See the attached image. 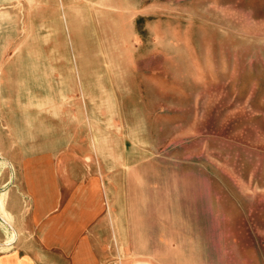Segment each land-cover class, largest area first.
Wrapping results in <instances>:
<instances>
[{
    "label": "rangeland",
    "instance_id": "obj_1",
    "mask_svg": "<svg viewBox=\"0 0 264 264\" xmlns=\"http://www.w3.org/2000/svg\"><path fill=\"white\" fill-rule=\"evenodd\" d=\"M48 148L120 172L108 264L129 223L166 224L169 263L264 264V0H0V155Z\"/></svg>",
    "mask_w": 264,
    "mask_h": 264
},
{
    "label": "crops",
    "instance_id": "obj_2",
    "mask_svg": "<svg viewBox=\"0 0 264 264\" xmlns=\"http://www.w3.org/2000/svg\"><path fill=\"white\" fill-rule=\"evenodd\" d=\"M10 153L0 155V198L4 200V204L0 201V210L10 211L9 217L0 213V224L5 226L11 218L18 227L10 237L0 229V249L15 238L12 252L30 264H108L121 257L116 205L120 172L111 175L106 187L101 171L99 175H70L65 168L66 157L60 155L55 161L53 148L34 156L22 150L12 156ZM126 174L123 177H131L130 171ZM12 179L14 186L8 187ZM10 193L16 196V207L5 202ZM164 226L157 232H138L135 224L127 225V264H173L165 261L164 250L170 240ZM209 226L207 223L208 230L204 229L207 233ZM137 242L144 243L143 251L137 248ZM205 243L201 250L197 247L199 258L194 264H212L209 252L207 258L203 256L209 249L206 239Z\"/></svg>",
    "mask_w": 264,
    "mask_h": 264
}]
</instances>
